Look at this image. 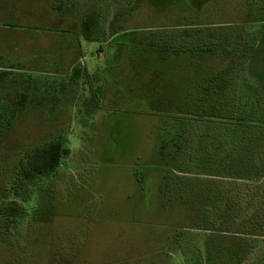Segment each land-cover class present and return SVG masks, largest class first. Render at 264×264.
Here are the masks:
<instances>
[{
	"label": "rangeland",
	"instance_id": "rangeland-1",
	"mask_svg": "<svg viewBox=\"0 0 264 264\" xmlns=\"http://www.w3.org/2000/svg\"><path fill=\"white\" fill-rule=\"evenodd\" d=\"M262 5L207 0L192 10L176 0H0V264H190L182 247L192 242L193 226L210 229L194 233L203 260L217 240L233 249L236 264H260L263 181H233L232 201L223 203L236 209L219 217H195L176 201L163 207L157 149L173 124L164 110L176 103L161 92L165 71L174 72L155 63L143 40L163 38L189 22L186 16L246 23L261 18ZM91 13L107 37L122 33L111 43L85 41L81 23ZM58 140L70 155L29 200L17 198L12 186L28 157ZM16 204L22 217L11 211Z\"/></svg>",
	"mask_w": 264,
	"mask_h": 264
},
{
	"label": "trees",
	"instance_id": "trees-1",
	"mask_svg": "<svg viewBox=\"0 0 264 264\" xmlns=\"http://www.w3.org/2000/svg\"><path fill=\"white\" fill-rule=\"evenodd\" d=\"M176 1L178 5L193 10L207 0ZM262 1L259 19L252 17L246 23H197L186 16L184 19L189 22L172 28L173 32L163 38L143 40L147 43L143 48L158 59L159 62L155 63L159 66L166 63L174 72L173 75L165 71L172 76V83L166 78L161 92L162 97H170L168 101L176 103L174 109L164 110V116H168L173 124L162 135L157 149L163 167L159 194L164 208L176 201L180 202L181 210L190 211L195 217H219L225 210L232 212L236 209L232 202L228 206L223 203L232 201V190L228 188L237 183L233 181L248 185L263 181L264 184ZM258 23L261 24L260 29H253ZM246 24L251 26L250 32L242 28ZM81 27L83 38L90 43H111L122 33L107 37L96 13L83 19ZM164 43H172L174 49L165 51ZM173 69L182 75L177 76ZM73 73L78 78L82 75L78 68ZM26 98L21 94V106ZM70 153L66 140L37 148L20 169L19 183L12 186L13 194L23 201L29 200L34 186L53 176ZM171 161H175L173 168L169 167ZM169 168L175 176L170 174ZM208 178L226 179L227 182H209ZM241 190L236 192L237 196ZM249 190L247 193L252 194ZM16 205L11 211L22 217L24 210ZM191 228L195 231L188 235L192 242L187 241L186 247H182L187 262L236 264L233 249L216 239L208 247L207 260H203L197 243L198 234L194 233L210 229ZM175 238L180 240L183 237L178 234ZM260 264H264V259Z\"/></svg>",
	"mask_w": 264,
	"mask_h": 264
},
{
	"label": "crops",
	"instance_id": "crops-1",
	"mask_svg": "<svg viewBox=\"0 0 264 264\" xmlns=\"http://www.w3.org/2000/svg\"><path fill=\"white\" fill-rule=\"evenodd\" d=\"M87 73H90V71L87 69ZM171 80L169 83H172V76L170 75L169 77H167L166 81ZM160 185V184H159ZM159 193V190H158Z\"/></svg>",
	"mask_w": 264,
	"mask_h": 264
}]
</instances>
